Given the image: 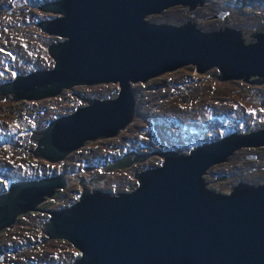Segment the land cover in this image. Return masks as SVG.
<instances>
[{
    "label": "water",
    "instance_id": "obj_1",
    "mask_svg": "<svg viewBox=\"0 0 264 264\" xmlns=\"http://www.w3.org/2000/svg\"><path fill=\"white\" fill-rule=\"evenodd\" d=\"M202 4L203 0L45 2L40 10L54 17L36 26L58 39L46 48L52 67L0 83L1 97L36 101L74 86L110 82L119 89L115 98L86 99L85 106L51 120L38 132L34 157L61 162L89 140L115 136L134 116L130 83H144L185 65L201 74L215 67L218 75L212 76L220 81L264 82V31L244 43L241 32L228 27L202 32L190 21L176 26L146 20L174 5H189L192 11ZM260 146L264 127L205 142L185 155L130 152L116 160L124 161L117 167L139 163L151 154L160 156L161 164L136 172L137 186L129 192L90 190L78 182L77 201L47 210L41 231L47 239L67 241L77 250L70 264H264V184L241 183L230 194H221L208 189L203 179L210 167L235 150ZM114 165L111 161L99 166L108 171L117 168ZM66 185L65 171L10 182L0 194V231L19 215L38 210Z\"/></svg>",
    "mask_w": 264,
    "mask_h": 264
},
{
    "label": "rangeland",
    "instance_id": "obj_2",
    "mask_svg": "<svg viewBox=\"0 0 264 264\" xmlns=\"http://www.w3.org/2000/svg\"><path fill=\"white\" fill-rule=\"evenodd\" d=\"M30 2L36 5L34 0H0V83L12 79L15 73L52 67L46 47L58 39L34 28L37 20L50 17L36 14L29 8ZM188 9L189 5H174L148 15L146 20L176 26L190 21L202 32L228 27L239 30L244 43L253 42L254 38L249 36L264 31V0H203L201 6ZM220 13L222 18L218 17ZM217 74L215 67L201 74L189 64L144 83L129 82L136 99L131 122L115 136L87 141L74 156L58 164L34 157L36 143L30 140V135L42 130L51 120L85 106L87 102L79 99L82 90L93 92L91 96L98 99H110L116 97L118 84L74 86L56 97L36 101H13L0 95V194L7 191L10 182L21 178L50 176L66 170L68 179V185L59 194L46 198L38 210L20 215L12 227L0 232V264H70L78 257L72 245L64 240L46 239L41 231L47 209L77 201L80 184L112 194L130 187L131 191L137 186L134 174L149 166H159L161 160L157 154H151L123 168L105 171L99 165L133 151L138 154L176 151L185 155L204 142L234 132L261 129L264 82L220 81L213 77ZM132 126L135 129H128ZM222 176L227 177L213 182ZM203 179L209 182L208 189L218 193L227 192L240 182L262 184L264 146L235 150L225 161L210 167Z\"/></svg>",
    "mask_w": 264,
    "mask_h": 264
},
{
    "label": "flooded vegetation",
    "instance_id": "obj_3",
    "mask_svg": "<svg viewBox=\"0 0 264 264\" xmlns=\"http://www.w3.org/2000/svg\"><path fill=\"white\" fill-rule=\"evenodd\" d=\"M35 1V4L36 5H33V3H31L30 2V4H31V6H29V8H32V10L36 13V14H41V15H44L45 13L44 12H42L41 10H40V7L45 3V2H48V1H52V0H34ZM46 16H48V17H54L53 15H51V14H45ZM43 19H46V18H42V19H39V20H37L35 23H34V25H35V27L34 28H36V29H38L39 31H41L37 26H36V23H38L40 20H43ZM44 33V32H43ZM45 34V33H44ZM47 35V34H46ZM49 36V35H48ZM52 37V36H51ZM52 43V42H51ZM50 44V43H49ZM48 44V45H49ZM47 45V46H48ZM47 48V47H46ZM47 53V52H46ZM48 55V54H47ZM19 58L21 59V60H23V55H20L19 56ZM50 58V57H49ZM31 71H34V70H31ZM30 71V72H31ZM218 71V70H217ZM171 72V71H170ZM206 72V71H205ZM191 73L192 72H190L188 75H189V77H191L192 75H191ZM16 75H18V73H15L14 75H13V78L16 76ZM170 75V74H169ZM218 75V74H217ZM12 77V76H11ZM10 77V78H11ZM189 81V80H188ZM3 83V82H2ZM257 84V83H256ZM132 88V87H131ZM133 90V89H132ZM93 92H88L87 90H82L81 91V93L80 94H82L81 95V98H82V100H83V102H86L85 100L86 99H90V98H97L96 96H91V94H92ZM113 93H111V95H112ZM117 94V93H116ZM76 95H79V94H76ZM112 97H114V96H112ZM80 107H82V106H80ZM134 126V125H133ZM129 127L128 129H135L134 127ZM264 127V126H263ZM262 127V128H263ZM261 128V129H262ZM259 130V129H258ZM256 131V130H255ZM39 132V131H38ZM38 132H36L35 134H33V135H30V140L31 141H33L34 143H35V140H37L38 138H40L41 137V135L38 133ZM250 132H253V131H250ZM235 133V132H234ZM245 133V132H244ZM249 133V132H248ZM239 134H241V133H239ZM214 141H217V140H213V141H211V142H214ZM205 143V142H204ZM203 144V143H202ZM194 148V147H193ZM248 148H255V147H248ZM261 148H263V147H261ZM240 149V148H239ZM75 153H76V151H74V152H72L71 154H69L68 155V158L70 159V157L71 156H74L75 155ZM86 160H90L89 159V157H87L86 158ZM45 162V161H44ZM65 161H61V162H57V163H49V164H58V163H64ZM124 161H119L118 163H117V161H114V164L116 163V165H114V167H117V165H123V164H121V163H123ZM48 163V162H47ZM67 164V163H66ZM57 166V165H56ZM138 167V166H137ZM150 167H156V166H149L148 168H150ZM118 168H120V167H118ZM121 168H123V167H121ZM147 169V168H146ZM144 170V169H143ZM63 171H66V170H61V172H63ZM141 171V170H140ZM139 172V171H138ZM55 173V172H54ZM53 173V174H54ZM57 174V173H56ZM241 183H245V182H240V183H238L235 187L234 186H232V187H230L229 188V190L227 191V192H224V193H221V194H230L233 190H234V188H236L239 184H241ZM246 184H249V183H246ZM262 184H264V182L262 183ZM251 185H254V184H251ZM258 185H260V184H258ZM131 188V187H130ZM130 188L128 189V190H126L125 192H129V190H130ZM213 191V190H212ZM58 192V191H57ZM106 192H109V191H106ZM215 192V191H214ZM111 193V192H110ZM117 193H120V192H117ZM216 193H218V192H216ZM116 194V193H115ZM78 197H79V195H78ZM20 216V215H19ZM18 216V217H19ZM23 216V215H22ZM25 216V215H24ZM17 217V218H18ZM17 218H16V220H17ZM16 222V221H15ZM14 225V224H13ZM12 225V226H13ZM12 226H10V227H12ZM9 227H7V229H8ZM6 230V229H5ZM2 231V230H1ZM0 231V232H1ZM46 238V237H45ZM47 239V238H46ZM73 247V246H72ZM73 249H75L74 247H73ZM77 251V250H76ZM0 259H2V256H0Z\"/></svg>",
    "mask_w": 264,
    "mask_h": 264
},
{
    "label": "built area",
    "instance_id": "obj_4",
    "mask_svg": "<svg viewBox=\"0 0 264 264\" xmlns=\"http://www.w3.org/2000/svg\"><path fill=\"white\" fill-rule=\"evenodd\" d=\"M58 194H59V191H58ZM65 206H67V205L59 203V205L56 208H51V209H47V210L61 209V208L65 207ZM46 216L48 217V214H46ZM47 217H46V219H47ZM42 225H43V223L40 224L41 228H42Z\"/></svg>",
    "mask_w": 264,
    "mask_h": 264
},
{
    "label": "bare ground",
    "instance_id": "obj_5",
    "mask_svg": "<svg viewBox=\"0 0 264 264\" xmlns=\"http://www.w3.org/2000/svg\"><path fill=\"white\" fill-rule=\"evenodd\" d=\"M159 115H160V114H159ZM172 129H174V127H173Z\"/></svg>",
    "mask_w": 264,
    "mask_h": 264
}]
</instances>
